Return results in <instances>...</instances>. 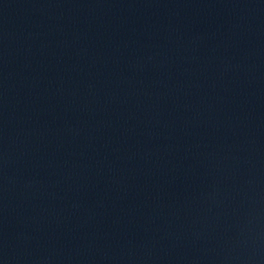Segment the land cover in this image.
Listing matches in <instances>:
<instances>
[{"label":"water","instance_id":"1","mask_svg":"<svg viewBox=\"0 0 264 264\" xmlns=\"http://www.w3.org/2000/svg\"><path fill=\"white\" fill-rule=\"evenodd\" d=\"M0 264H264V0H0Z\"/></svg>","mask_w":264,"mask_h":264}]
</instances>
